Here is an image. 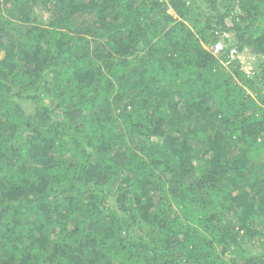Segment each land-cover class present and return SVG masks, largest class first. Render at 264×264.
Returning a JSON list of instances; mask_svg holds the SVG:
<instances>
[{
	"label": "trees",
	"instance_id": "obj_1",
	"mask_svg": "<svg viewBox=\"0 0 264 264\" xmlns=\"http://www.w3.org/2000/svg\"><path fill=\"white\" fill-rule=\"evenodd\" d=\"M0 264H264V0H0Z\"/></svg>",
	"mask_w": 264,
	"mask_h": 264
},
{
	"label": "built area",
	"instance_id": "obj_2",
	"mask_svg": "<svg viewBox=\"0 0 264 264\" xmlns=\"http://www.w3.org/2000/svg\"><path fill=\"white\" fill-rule=\"evenodd\" d=\"M227 37V35L223 34L222 37ZM225 50L224 48V44L222 41H218L214 44L213 48H212V53L213 54H219L222 53ZM229 57L232 59H238L239 62L241 63L242 69L244 70V72L246 74H250L253 71V67L250 64V62L246 61V59H244L241 55H239V53L237 52L235 47H230L229 49Z\"/></svg>",
	"mask_w": 264,
	"mask_h": 264
},
{
	"label": "rangeland",
	"instance_id": "obj_3",
	"mask_svg": "<svg viewBox=\"0 0 264 264\" xmlns=\"http://www.w3.org/2000/svg\"><path fill=\"white\" fill-rule=\"evenodd\" d=\"M244 55H245V56H244L245 59H246L248 62L251 61L250 64L254 62V61H253V60H255L254 58H251V57L249 58V56H246L247 54H244ZM249 60H250V61H249Z\"/></svg>",
	"mask_w": 264,
	"mask_h": 264
},
{
	"label": "clouds",
	"instance_id": "obj_4",
	"mask_svg": "<svg viewBox=\"0 0 264 264\" xmlns=\"http://www.w3.org/2000/svg\"><path fill=\"white\" fill-rule=\"evenodd\" d=\"M214 46V45H213ZM213 46H212V48H213ZM212 48H210V50H211V52H212ZM239 55H241L240 53H239ZM244 59H245V57L243 56V55H241ZM247 61V60H246ZM252 65V64H251Z\"/></svg>",
	"mask_w": 264,
	"mask_h": 264
}]
</instances>
